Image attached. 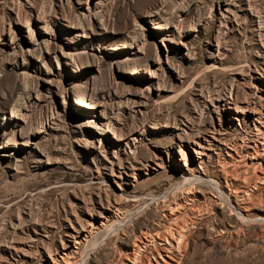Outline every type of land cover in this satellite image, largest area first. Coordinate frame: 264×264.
I'll return each mask as SVG.
<instances>
[{
	"label": "rangeland",
	"instance_id": "obj_1",
	"mask_svg": "<svg viewBox=\"0 0 264 264\" xmlns=\"http://www.w3.org/2000/svg\"><path fill=\"white\" fill-rule=\"evenodd\" d=\"M160 263L264 264V0H0V264Z\"/></svg>",
	"mask_w": 264,
	"mask_h": 264
},
{
	"label": "bare ground",
	"instance_id": "obj_2",
	"mask_svg": "<svg viewBox=\"0 0 264 264\" xmlns=\"http://www.w3.org/2000/svg\"><path fill=\"white\" fill-rule=\"evenodd\" d=\"M76 101V100H75ZM81 107H83V108H85V107H88V105L87 104H85V103H82V102H79V101H76ZM257 141V140H256ZM258 153V152H257ZM177 207V206H176ZM175 209V208H174ZM171 211V210H170ZM175 224H177V223H175ZM178 225V224H177ZM180 225V224H179ZM178 225V226H179ZM180 227V226H179ZM172 229V228H171ZM176 230V229H175ZM168 231V230H167ZM180 231V230H179ZM171 233V232H170ZM181 233V232H180ZM179 233V234H180ZM169 236H170V234H168ZM179 237L181 236V235H178ZM171 237H173V235L171 236ZM174 239V238H173ZM176 239V238H175ZM178 239V238H177ZM164 240V239H163ZM168 240V239H167ZM74 241V240H73ZM177 241V240H176ZM82 242V241H81ZM175 242V241H174ZM170 243V242H169ZM77 244V243H76ZM171 244H172V242H171ZM171 248V247H170ZM170 248H166L167 249V251L165 252V254L163 255V254H157V255H159L158 257H161V259H162V261L165 263H167V260L168 259H170L171 258V249ZM70 250V249H69ZM161 250H162V248H161ZM164 250V249H163ZM165 251V250H164ZM70 252H72V250L70 251ZM161 253V252H160ZM161 264V263H160Z\"/></svg>",
	"mask_w": 264,
	"mask_h": 264
}]
</instances>
